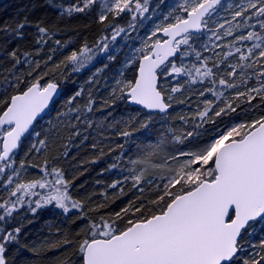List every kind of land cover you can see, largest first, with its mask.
Returning a JSON list of instances; mask_svg holds the SVG:
<instances>
[{"label":"snow or ice","instance_id":"snow-or-ice-1","mask_svg":"<svg viewBox=\"0 0 264 264\" xmlns=\"http://www.w3.org/2000/svg\"><path fill=\"white\" fill-rule=\"evenodd\" d=\"M46 3L48 7L57 10L60 18H64L92 11L97 0H76L68 6L57 3L56 0H46ZM147 5L148 0H101L98 20L104 23L109 15L115 19L128 12L132 14V20L128 24L132 29L137 16L142 17L148 11ZM221 10L227 13L226 17L220 16ZM176 11L183 15H175L174 23H168L162 28L157 26L152 33V37H155L157 32H162L167 39H155L151 44L146 41L144 49H136L140 53L137 74L127 83L117 80L119 93L122 94L117 98L124 99L126 94L130 102L146 109H158L163 113L171 105L163 99L158 77L187 76L189 79L185 84L210 85L198 92L200 97L211 93L216 100H220L224 93L217 90L218 84L221 88L235 90L233 99L246 101L249 108L254 106L253 102L257 99L264 102V0H236L227 5L223 0H184L177 5ZM26 26H29L27 17L18 21L15 27L8 24L0 26V32L8 38L6 43L0 44V54L14 61L12 68L21 61L16 48L7 50L8 43L13 39H22ZM35 27V43L42 47L51 39L50 29L42 22H37ZM111 27L113 41L126 31L116 24ZM202 36L204 42L200 47L205 52L213 51L215 60L208 56L202 57L201 52L193 47ZM209 41L212 42L211 48L208 47ZM67 43L55 41L60 48ZM181 46H186L183 52ZM108 47L105 42L98 51L106 52ZM215 49L221 51L216 52ZM189 50L195 54L198 65H183V58L189 55ZM52 51L54 53L56 49ZM36 54L39 55V51ZM23 55L30 56L28 52ZM95 55L96 52L85 44L79 50L71 51L54 66L71 67L72 72L78 73ZM177 55L181 59L180 66L175 60H169V57ZM108 58L112 59V56L109 54ZM53 60L54 56L49 55L43 65L36 61L33 71L37 72V78L34 82L28 84L26 90L11 95L6 101H0L3 104L0 109V174H7V170H11V174H7V180L0 182V187L7 192L6 197L0 196V264H9V246H16V256H21V251L25 248L32 253L37 251L34 246L26 245L20 239L24 229V213L35 215L39 209L47 206H54L64 214H69L74 209L78 213L77 219L88 220L86 237L74 253L79 259L72 262L69 257L59 264H264V237L258 243L244 241L251 249L250 252L241 243L245 234H253L248 230L254 223L264 225V115L219 132L211 138V142L198 150L179 151L177 155L184 157L183 162L177 168L169 169L172 173L170 176L161 178L166 182L151 201L159 207V211L150 216L143 215L142 204L135 206L130 202L129 206L114 214L115 219H106L102 215L99 220L89 219L84 211V201L71 196V182L65 179L58 168L49 170L47 166L41 167L43 175L40 178L15 182L14 177H19L25 167L23 159L19 167H13L22 138L29 133L30 126L37 117L61 95L58 81L41 83L48 75L45 69ZM102 71L103 69H97V73ZM32 74L28 73L29 76ZM94 79L95 73L89 78V83ZM16 81V86L22 82L20 77H16ZM182 87L172 86L171 92L179 93ZM241 88L244 90H240ZM116 92L117 89L114 88L113 95ZM82 95V88L76 90L66 101L67 111H60L57 116L63 118L74 113L72 120L79 124L87 123L91 128L92 122L82 116L84 111L93 110L94 101L89 99L84 109L73 107L77 98ZM168 99L171 100L172 97L169 96ZM180 103L184 101L181 100ZM222 103L224 107H219L217 111L218 106H214L213 100L204 99L203 110L198 109L193 117L194 121L199 118L196 127L202 128L213 113L215 117H221L235 113L239 107L233 106L228 100ZM260 107H264V104ZM180 119L186 118L181 116ZM71 126L74 129L73 136H79L77 123ZM140 127L147 129V122L141 123ZM35 135L38 144L33 143L25 156L33 151H41L46 146V139H39L38 132ZM119 135L131 137L133 132L122 131ZM198 135L195 131H190L183 135L174 134L172 138L177 143H183L188 138L196 139ZM92 147L95 148L96 145L93 144ZM118 147L122 148L123 145ZM170 159L176 160V157ZM116 166L113 163L110 167ZM131 171L133 188L144 182L153 183L145 177L144 169L139 172ZM128 179L129 177H125V181ZM120 183L116 181L110 187L116 188ZM37 189L45 191L41 193ZM139 191L143 192V188H139ZM121 192L123 193V189ZM33 197L36 199L33 200ZM130 212L133 216L140 213V217L128 218L126 226L121 229L117 220H123ZM72 244V240L64 238L62 244L54 247L67 248ZM21 261L26 264L22 256Z\"/></svg>","mask_w":264,"mask_h":264},{"label":"trees","instance_id":"trees-1","mask_svg":"<svg viewBox=\"0 0 264 264\" xmlns=\"http://www.w3.org/2000/svg\"><path fill=\"white\" fill-rule=\"evenodd\" d=\"M56 2L68 6L76 0H56ZM183 2L184 0H148V11L142 17L137 16L134 22L135 27L130 29L128 24L132 20V14L128 12L115 19L109 15L104 23H100L98 1L93 6V10L88 13H75L72 17L60 18L57 10L47 6L46 0H0V26L8 24L15 27V24L25 17L29 21V26L23 30V38L13 39L8 43L7 50L17 49L20 64L12 68L14 61L0 54V101L8 100L11 95L23 91L28 84L34 82L37 78V72L33 71L35 62L40 61L43 65V61L47 60L49 55H53L54 60L49 62L48 68L45 69L48 75L41 83L56 80L61 85V95L50 104L45 114L22 139L13 167H19L22 159L25 161V167L21 170L19 177H14L15 182H27L40 178L43 175L40 171L41 167L47 166L49 170L58 168L63 172L65 179L71 182L69 187L71 196L76 200L84 201V211L89 219L99 220L101 215L106 219H115L114 214L129 206L130 202H133L135 206L142 204L143 215L150 216L159 211V207L151 201L156 198L158 190L162 189L163 183L166 182L161 178L170 176L172 173L169 169H175L179 163L183 162L184 157L177 155L179 151L198 150L206 146L207 142H211V138L217 136L219 132L237 123H249L264 115V107H260L264 102L257 99L253 102L254 106L249 108L246 101L233 99L235 90L221 88L218 84L217 90L224 93L220 100H216L211 93L200 97L198 92L210 85L185 84V81L189 79L187 76L159 77L158 83L163 98L171 105L164 115L146 113L140 108L127 104L126 97L117 98L122 95L119 93L117 80L127 83L136 75L140 57L136 49H144L146 41L151 44L155 39L161 40L159 32L155 37H152V33L157 26L162 28L168 23H174L175 15H183L176 11L177 5ZM235 2L236 0H223L225 5ZM220 16L226 17L227 13L221 10ZM166 17L168 19H165ZM37 22H42L44 26L49 27L51 33V39H48L42 47L35 43ZM112 24L124 27L126 30L117 36L115 41L111 39ZM7 40L5 34L0 32V44L6 43ZM56 40L68 43L60 48L55 44ZM105 42L109 45L108 50L99 52L98 48ZM203 42L202 36L193 47L201 52L202 57L208 56L215 60L213 51L205 52L200 47ZM85 44L92 48L96 55L84 69L76 73L72 72L71 67L55 68L54 65L62 61L66 55L73 50H79ZM211 46L212 42L209 41L208 47L211 48ZM185 48L186 46H181V52ZM53 49H56L54 53ZM37 51L39 55L36 54ZM25 52H28L30 56L25 57L23 55ZM109 54L112 59L108 58ZM173 60L180 66L179 55ZM182 63L186 67L199 64L191 50L189 55L183 58ZM97 69H103V71L97 73ZM62 71L63 75H61ZM29 72L33 73L32 76L28 75ZM94 73L95 79L89 83V78ZM16 77H20L22 81L18 86H16ZM181 85L183 86L181 92H171L172 86L180 87ZM81 88L83 95L77 98L73 107L84 109L89 99L94 101L93 110L84 111L82 116L92 122L91 128L87 123L79 124L72 120L74 113H69L63 118L57 116L58 112L67 111L65 105L68 97ZM114 88L117 89L115 95H113ZM169 96L172 97L171 100L168 99ZM204 99L213 100L214 106H218L217 111L219 107H224L222 103L224 100L231 101L233 106L239 105V107L235 113L221 117H215L213 113L202 128H197L199 118L197 117L194 121L193 117L198 109L203 110ZM181 100L184 103H180ZM2 108L3 104L0 103V109ZM181 116L186 119L181 120ZM144 122L148 124L147 129L140 127V124ZM73 123H77L79 136H73L74 129L71 126ZM133 129L139 130L133 131ZM122 131H132L133 135L123 137L119 135ZM190 131L198 133V137L188 138L183 143H177L172 138L174 134L183 135ZM37 132L40 133L39 139H46V146H43L41 151H33L25 156V152L33 143L38 144V138L35 135ZM93 144L96 145L95 148L92 147ZM170 157H176V160ZM93 160L96 162L93 163ZM113 163L117 164L115 168L110 167ZM141 169H144L147 180L153 183L144 182L137 188H133V181L130 178L131 170L139 172ZM7 174H11V170H7ZM7 174H0V182L7 180ZM125 177L129 179L125 181ZM116 181L121 182L118 187H110ZM139 188H143V192H140ZM36 191L43 193L45 190L37 189ZM0 196H7V192L2 187H0ZM32 199L35 200L36 197ZM77 216L78 213L74 209L69 214H64L62 210L54 206L39 209L35 215L30 212L24 213V229L20 239L24 244L37 249L35 253L29 252L26 248L21 251L26 264H59L69 257L72 262L77 261L79 257L74 253L79 243L86 237L88 226V220L77 219ZM139 217L140 213L133 216L130 212L123 220H117V225L122 229L126 226L128 218L138 219ZM248 231L253 234L251 236L245 234L241 243L245 240L258 243L264 237L262 224L254 223ZM64 238L73 241L71 247H54L62 244ZM244 246L246 251H251L247 243H244ZM15 252L16 246H9L7 253L9 264H24L21 256H16Z\"/></svg>","mask_w":264,"mask_h":264},{"label":"water","instance_id":"water-1","mask_svg":"<svg viewBox=\"0 0 264 264\" xmlns=\"http://www.w3.org/2000/svg\"><path fill=\"white\" fill-rule=\"evenodd\" d=\"M166 27V26H165ZM159 34H160V36L162 37V40H164V39H167L164 35H163V33L162 32H159ZM178 39H179V37H178ZM178 56V55H177ZM176 56V57H177ZM175 57H169V60H173ZM166 63H167V61H166ZM137 68H138V65H137ZM136 74H137V70H136ZM158 81H159V77H158ZM24 90H26V88L24 89ZM16 94H18V93H16ZM163 96V95H162ZM125 97H126V94H125ZM164 99V98H163ZM165 101V100H164ZM126 102H127V104H129V105H131V106H134V107H137V108H140V109H142V110H144L146 113H158V114H160V115H164L169 109H170V107L165 111V112H163V113H161L158 109H146V108H144L142 105H137V104H134V103H132V102H130L128 99H127V97H126ZM166 103V102H165ZM51 104V103H50ZM48 109V108H47ZM47 109L43 112V113H41L40 114V116L39 117H37V119L33 122V125L32 126H30V129H29V131L32 129V127L35 125V123L38 121V119L42 116V115H44L45 114V112L47 111ZM6 127V126H5ZM28 133H26L25 134V136L27 135ZM24 136V137H25ZM23 137V138H24ZM22 138V139H23Z\"/></svg>","mask_w":264,"mask_h":264},{"label":"rangeland","instance_id":"rangeland-1","mask_svg":"<svg viewBox=\"0 0 264 264\" xmlns=\"http://www.w3.org/2000/svg\"><path fill=\"white\" fill-rule=\"evenodd\" d=\"M99 3H101V0H97Z\"/></svg>","mask_w":264,"mask_h":264}]
</instances>
